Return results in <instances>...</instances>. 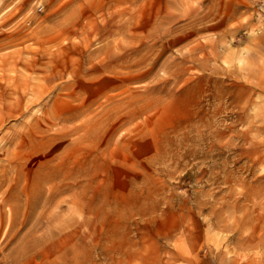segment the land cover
<instances>
[{"label":"rangeland","instance_id":"obj_1","mask_svg":"<svg viewBox=\"0 0 264 264\" xmlns=\"http://www.w3.org/2000/svg\"><path fill=\"white\" fill-rule=\"evenodd\" d=\"M0 264H264V0H0Z\"/></svg>","mask_w":264,"mask_h":264}]
</instances>
